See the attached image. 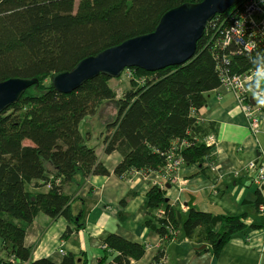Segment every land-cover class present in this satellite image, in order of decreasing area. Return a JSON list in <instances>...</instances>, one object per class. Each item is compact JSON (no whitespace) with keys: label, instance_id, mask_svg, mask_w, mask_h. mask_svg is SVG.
Here are the masks:
<instances>
[{"label":"trees","instance_id":"1","mask_svg":"<svg viewBox=\"0 0 264 264\" xmlns=\"http://www.w3.org/2000/svg\"><path fill=\"white\" fill-rule=\"evenodd\" d=\"M199 1L78 0L75 6L76 0H0V82L14 77L39 80L0 114V239L5 254L0 264H54L47 258L33 260L32 250L23 244L25 229L39 213L51 220L63 217L75 229L81 226L74 216L75 202L65 188L81 185L90 176L110 174L97 160L94 147L87 145L88 135L84 137L79 130L81 121L94 116L104 103L117 105V116L106 125L103 136L104 154L121 156L112 170L116 176H165L166 156L171 151L181 159L182 167L214 165L211 146L204 143L209 133L198 121L199 109L206 104L207 94L220 86L222 70L248 76L264 68L261 37L253 38L256 47L248 54L232 55L237 52L233 44L219 46L216 29L210 25L219 19L222 29L227 27L234 7L214 16L186 64L154 73L126 69L132 74L131 87L121 98L110 87L111 78L101 74L70 94L55 91L50 80L54 74L71 71L86 57L152 33L165 12ZM225 56H229L227 64ZM45 186H49L47 192L36 190ZM166 189V184L159 189L150 183L145 202V226L161 239L173 237L180 229L185 239L209 246L218 256L235 234L264 226L247 225L246 214L215 215L193 208L184 214L171 205ZM255 202L259 213L264 201L261 197ZM65 232L64 237L70 229ZM102 243L103 260L110 258L111 264L137 261L146 250L145 244L116 234L107 235ZM156 253L149 264H166L164 249ZM88 263L69 254L59 264Z\"/></svg>","mask_w":264,"mask_h":264},{"label":"crops","instance_id":"2","mask_svg":"<svg viewBox=\"0 0 264 264\" xmlns=\"http://www.w3.org/2000/svg\"><path fill=\"white\" fill-rule=\"evenodd\" d=\"M244 84L258 119L257 132L249 131L248 121L232 92L219 86L207 94L206 104L198 111V121L206 128L208 136L215 139L210 150L215 169L208 162L183 166L179 173L182 183L178 203L187 208L185 213L193 208L215 215L246 214L247 225L264 224L255 208L257 199L262 197L264 201V182L253 185L244 169V165L254 159L264 161V69L253 73ZM100 137L98 145H87L94 147L97 160L110 174L90 176L81 185L66 186L65 194L75 202L74 216L79 217V228L75 229V225L63 217L51 220L46 215L40 216L42 213L36 215L25 229L23 242L32 250L33 260L47 258L59 264L65 255L72 254L87 259L88 264H111L110 258L103 260L102 240L116 234L126 241L148 246L143 257L129 264H149L161 249H164L166 264H264V226L235 234L218 256L209 246L201 248L185 239L180 229L173 237L161 239L145 226L146 194L157 176L143 177L140 173L123 178L116 176L112 170L122 161L121 156L117 152L105 155L104 137ZM48 170L51 171L49 166ZM36 190L47 192L49 186ZM165 194L172 201L178 193L175 186H170ZM67 228L70 233L64 237ZM1 259H5V254L0 239Z\"/></svg>","mask_w":264,"mask_h":264},{"label":"water","instance_id":"3","mask_svg":"<svg viewBox=\"0 0 264 264\" xmlns=\"http://www.w3.org/2000/svg\"><path fill=\"white\" fill-rule=\"evenodd\" d=\"M238 1L183 3L165 12L152 33L131 37L119 46L84 58L71 71L52 75L51 84L58 93L70 94L99 74L119 79L126 69L138 68L154 73L167 67L184 65L194 56L196 44L214 16L233 8ZM38 83L36 79L19 77L0 82V114L19 101L28 88ZM166 188L169 189L170 185L166 184Z\"/></svg>","mask_w":264,"mask_h":264},{"label":"built area","instance_id":"4","mask_svg":"<svg viewBox=\"0 0 264 264\" xmlns=\"http://www.w3.org/2000/svg\"><path fill=\"white\" fill-rule=\"evenodd\" d=\"M231 22L227 24V27H224L223 22H219V19H216L210 25L211 29H216L215 34L219 38L220 47H225L230 44H233L237 47V52L233 53H250L254 51L256 43L253 40L255 37H261L264 39V0H239L238 3L233 8V11L230 13ZM228 16V17H229ZM229 56L223 57L224 64H227ZM264 68H261L263 70ZM261 70L255 71L260 72ZM253 72V73H255ZM126 77L128 79L132 78V74L129 70L125 71ZM253 73L248 76L243 75H230L227 71L222 70L220 72V83L219 85L223 87L226 91L233 93L236 97L237 102L249 124V131L256 133L258 128V119L255 117V110L251 106L248 100V96L245 90V80L249 78ZM261 94V93H258ZM204 143L208 146H212L215 143L213 136H208L205 138ZM185 145L183 142L181 144ZM167 165L165 167V176H157V179L152 182V184L159 189L165 188V184H169L171 187H176V192L178 193L175 198H172L171 205H175L180 208L181 212L185 213L187 208L178 203V195L181 192V183L179 173L181 172L182 162L181 159L171 151L167 156ZM212 169L214 165H210ZM245 173L247 175L253 176L252 179L253 185H259L264 182V161L261 158L254 159L244 165ZM249 176V177H251ZM146 177V176H143ZM167 183H166V182ZM59 180H57V183ZM258 212L264 215V205L260 204L258 207ZM161 212L156 213L157 218H161ZM146 246V245H145ZM148 249V246H146ZM63 254L62 250H59ZM164 261V258H163ZM162 261V262H163Z\"/></svg>","mask_w":264,"mask_h":264},{"label":"rangeland","instance_id":"5","mask_svg":"<svg viewBox=\"0 0 264 264\" xmlns=\"http://www.w3.org/2000/svg\"><path fill=\"white\" fill-rule=\"evenodd\" d=\"M78 0L75 2V6L77 5ZM135 83H137L135 81ZM110 87L115 90L117 98H121V96L129 90L131 87V80L126 77V73H122L119 79H111L109 81ZM117 116V106L114 102H109V104L101 105L96 114L94 116L86 117L79 124V130L81 134L86 137L85 134H88L89 145H98L101 142V135H105L106 125L115 119ZM91 138H90V137ZM86 137V138H87ZM25 145H29L30 142H25ZM179 208V207H178ZM180 209V208H179ZM183 213V212H182ZM44 214L40 215L43 216Z\"/></svg>","mask_w":264,"mask_h":264},{"label":"clouds","instance_id":"6","mask_svg":"<svg viewBox=\"0 0 264 264\" xmlns=\"http://www.w3.org/2000/svg\"><path fill=\"white\" fill-rule=\"evenodd\" d=\"M234 7H235V6H234ZM125 71H126V70H124V72H125ZM124 72H123V73H124Z\"/></svg>","mask_w":264,"mask_h":264}]
</instances>
